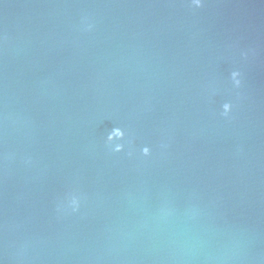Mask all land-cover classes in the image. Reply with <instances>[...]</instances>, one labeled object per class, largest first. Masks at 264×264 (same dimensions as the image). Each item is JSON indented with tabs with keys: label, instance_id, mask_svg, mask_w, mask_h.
<instances>
[{
	"label": "water",
	"instance_id": "obj_1",
	"mask_svg": "<svg viewBox=\"0 0 264 264\" xmlns=\"http://www.w3.org/2000/svg\"><path fill=\"white\" fill-rule=\"evenodd\" d=\"M0 264H264V0H0Z\"/></svg>",
	"mask_w": 264,
	"mask_h": 264
}]
</instances>
